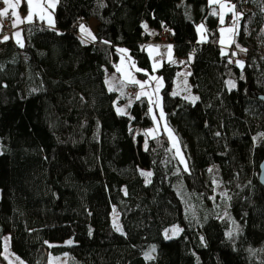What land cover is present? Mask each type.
I'll return each instance as SVG.
<instances>
[{
  "label": "trees",
  "instance_id": "obj_1",
  "mask_svg": "<svg viewBox=\"0 0 264 264\" xmlns=\"http://www.w3.org/2000/svg\"><path fill=\"white\" fill-rule=\"evenodd\" d=\"M225 2L235 23L208 0H57L54 27L24 24L21 46L0 28V264L5 234L26 264L50 253L66 264H264V0ZM81 18L96 23L92 36L73 28ZM234 24L233 62L219 30ZM162 31L183 63L153 71L145 44ZM121 50L138 79L162 78L184 164L164 130L148 133L147 97L116 112L124 100L105 74ZM184 66L194 103L173 94Z\"/></svg>",
  "mask_w": 264,
  "mask_h": 264
},
{
  "label": "crops",
  "instance_id": "obj_2",
  "mask_svg": "<svg viewBox=\"0 0 264 264\" xmlns=\"http://www.w3.org/2000/svg\"><path fill=\"white\" fill-rule=\"evenodd\" d=\"M23 1L25 5L27 6L28 5L27 0H23ZM208 1H209V4L213 6H217L218 10H220V6L225 2V0H212V2H210V0ZM42 23L46 25L44 21ZM90 23L92 24V28L86 29V30L87 32L91 33V35L89 36H92L93 33L95 32L96 23L93 20H91ZM24 24L25 23H18L15 28L13 27V31L11 35L13 34V32L18 31L19 29H22V26ZM46 26L53 28L54 21H52V24H50L48 21ZM200 26H202V28ZM200 26H198V40L204 41L207 39L206 34H205V27L203 25H200ZM223 27H226V26H223ZM223 27L221 29H223ZM145 28L147 31H151V33H153V31L150 30L148 26H146ZM226 28L232 29L230 27H226ZM221 29L219 30L220 32H221ZM87 32H82L79 29V34L84 37L88 35ZM234 34L235 32H233V29L232 31L226 30L225 32L220 33L219 43H220L221 48H222V45L229 46L232 43L233 41L232 37L234 36ZM11 35H10V40L15 43L16 39L12 37ZM222 39L224 43H221ZM145 47L151 59L153 71H156V69H158L163 63H169L171 65H179L183 63L181 59H178L174 56L172 44H156V43L150 42V43L145 44ZM122 53L124 54V58H123L124 62L121 63V58H120L119 62L114 66V69L111 71H107L105 74L106 86H107L108 79L111 81L112 84H114V81L116 82L114 85L115 87H113V89L111 90H114L115 92H117L120 98L124 100L122 104L127 102L126 101L127 96L131 97L128 110L130 108V105L133 99L137 95H139L141 91L145 92L146 95H142V96L147 97L151 103V113H152L153 120H154V130H164V131L168 130L177 138V136L172 132V128L168 125L166 121V115H165V112L162 106V99H161V89L163 87L162 78L156 74H149L148 77H145L144 79H138L136 75V70H138V68L136 67V65L134 64L133 60L130 58L126 50H124ZM117 68H119L120 70L117 71ZM189 76H190V70L185 66L181 67V69L177 72L174 78L173 94L189 102L194 103L198 101L199 97L197 94H195L192 91V87L189 82ZM132 79H135L136 81L143 83L144 88L141 89L139 84L131 83L130 81ZM182 86H185L187 88L186 90L188 91L187 92L188 95H185L184 93H182L181 91L183 88Z\"/></svg>",
  "mask_w": 264,
  "mask_h": 264
},
{
  "label": "rangeland",
  "instance_id": "obj_3",
  "mask_svg": "<svg viewBox=\"0 0 264 264\" xmlns=\"http://www.w3.org/2000/svg\"><path fill=\"white\" fill-rule=\"evenodd\" d=\"M11 2L12 3H16L17 7L14 8V9L10 8L9 11H8L7 16H0V26H3L5 20L8 21L13 26L14 21H16L18 18L20 20H24L25 22H23V23L27 24L28 22L26 21L25 18L27 17V15L29 13V10H30L29 9V5H27L25 10H23L22 9L23 0H11ZM41 2H43V6H44V11L42 13L44 18L40 19L39 15H34L33 16V22H31V23H34L35 21H39V22H43L44 21V23L47 25V23L49 21V17H51V20L54 21L53 11H54V8H55V7L54 8L48 7V4L49 3H54L56 5L57 0H32L33 7H32L31 10L33 12L39 13L40 10L36 9L34 6H35V4L41 3ZM0 4L2 5V9L0 10V12H2L3 9L5 7H7V4L3 3V0H0ZM222 5H223V7L220 6V10H219V14L220 15L219 16L223 15L224 21H225V18L227 16V14L233 13V18H232L233 20L232 21L235 23L236 22V15H235L236 12L234 11L233 6L230 3H228V2H224ZM230 9H231V11H230ZM13 11H15L17 13L16 17H13L11 15V13ZM144 25H146V24H144ZM91 28H92V26H90L89 29H91ZM223 29H225V31L227 30L226 27H223ZM232 29H233V32H234V29H236V24H234V27ZM17 32L20 33L19 37H17L15 35V33H17ZM220 33H222V32H220ZM11 36L16 39L15 41L17 42L18 45H20V46L23 45L24 39H23L22 29H19L18 31L13 32V34ZM8 37L10 39V36H8ZM232 38H234V36ZM16 42H15V44H16ZM230 46H232V43H231ZM227 48H228L227 45L226 46L222 45L223 51H225ZM123 58H124V54L122 53L121 54V63L124 62ZM114 80H116V79H114ZM115 83L116 82L114 81V84H112L111 81L108 79L107 80L108 88L109 89H113V87H115L114 86ZM228 86H229L230 89L233 88L234 87V82L233 81H229L228 82ZM182 87H183L182 90H181L182 93H184L185 95H188V93H187L188 91L186 90L187 88L185 86H182ZM130 100H131V97L127 96L126 97V101H127L126 103L121 104V105H115L116 112L121 114L120 112H118V109H121V110H123V115H127L129 113L128 107H129V104H130ZM157 131H160V130H157ZM165 131H166V134L168 135V137L170 139V142H171V144L173 146V149L176 152L179 160L184 164V159H183V155H182V152H181V149H180L179 139L176 138L170 131H168V130H165ZM148 133L150 135H154L156 133V130L150 129L148 131ZM185 194H186V192H184L183 196H184V199L186 200L187 197L185 196ZM215 196H218L220 199H222V198L227 196L226 190L218 183H216ZM186 201H188V200H186ZM187 206H188V210L191 213V215L192 216H196L197 211H198V207H199L198 202H196L194 200L188 201L187 202ZM118 229L121 230L120 227ZM179 231H180V227L179 226H177V225L176 226H172V227H170V228H168V229H166L164 231V238H166V239L174 238V237H176L178 235ZM69 241L72 243L71 240H68L66 243H69ZM3 256L5 258V261L2 264H26L23 260H21L16 255H14V253L11 251L10 246H9V234H5L4 237H3ZM47 262H48V264H66L67 263V255H65V254L64 255H54V254L50 253L48 255V257H47Z\"/></svg>",
  "mask_w": 264,
  "mask_h": 264
},
{
  "label": "snow or ice",
  "instance_id": "obj_4",
  "mask_svg": "<svg viewBox=\"0 0 264 264\" xmlns=\"http://www.w3.org/2000/svg\"><path fill=\"white\" fill-rule=\"evenodd\" d=\"M27 2H28V5H29V9H30V10H29V13H28L27 17L25 18L26 21H27L28 23L33 22V16H34V15H39V18H40V19H43V18H44L43 14H42L43 11H44L43 2H41V3H37V4H35V6H34L36 9H39V10H40L39 13L33 12V11L31 10L32 7H33V5H32V0H27ZM210 2H212V0H210ZM3 3L7 4V7H5V8L3 9L2 12H0V16H7L8 11H9L10 8L14 9V8L17 7V4H16V3H12L11 0H3ZM221 6L223 7V5H221ZM48 7H52V8H54V7H55V4H54V3H49V4H48ZM234 7H235V6L233 5V8H234ZM230 11H231V9H230ZM213 14H215V12H214ZM11 15H12L13 17H16V16H17V13H16L15 11H13V12L11 13ZM23 22H25V21H24V20H20V19L18 18L16 21H14V23H13V27H15L18 23H23ZM223 22H224V17H223V15H221V16H220V23L223 24ZM49 23L52 24L51 17H49ZM0 27H2V26H0ZM200 27L202 28V26H200ZM80 30H81L82 32H87V30L84 28L83 25H81ZM224 31H225V29H221V32H222V33H223ZM227 31H232V29H227ZM87 34H88V35H91L90 32H87ZM15 35H16L17 37H19L20 33L17 32V33H15ZM3 39L6 41V40L9 39V37H8V36H4ZM93 39H95V37H93ZM221 43H224L223 39L221 40ZM121 51H124V50H121ZM119 70H120V69L117 68V71H119ZM138 70H139V69H138ZM130 82H131V83H135V84H139L140 87H141V89L144 88V84L141 83V82H139V81H136L135 79H132ZM157 91H158V89H157ZM142 95H146V93L143 92V91H141V93H140L139 95L136 96V99H140V97H141ZM150 110H151V109H150ZM118 112H120L121 114H123V110H121V109H118ZM148 175H151V174L148 173ZM69 243H71V242L69 241ZM153 250H154V249H153Z\"/></svg>",
  "mask_w": 264,
  "mask_h": 264
},
{
  "label": "built area",
  "instance_id": "obj_5",
  "mask_svg": "<svg viewBox=\"0 0 264 264\" xmlns=\"http://www.w3.org/2000/svg\"><path fill=\"white\" fill-rule=\"evenodd\" d=\"M2 8V5L0 4V9ZM83 25L85 29H89L90 28V24L89 22H87L84 18L80 19L79 24H75L73 25V28L77 29L78 26ZM228 26H231V24H228ZM13 31V26L8 22V21H4L3 24V29L1 31V37L4 36H10L11 33ZM237 42V38L234 37L233 41H232V46H228V48L226 49L227 52L230 53L231 59L234 62L236 60V56L233 55L234 52H238L240 50V47L236 44ZM151 43H156V44H172V35L170 34L169 31H162L158 34V40L155 42H151ZM235 44V45H234Z\"/></svg>",
  "mask_w": 264,
  "mask_h": 264
},
{
  "label": "water",
  "instance_id": "obj_6",
  "mask_svg": "<svg viewBox=\"0 0 264 264\" xmlns=\"http://www.w3.org/2000/svg\"><path fill=\"white\" fill-rule=\"evenodd\" d=\"M258 182L262 187H264V157L259 164Z\"/></svg>",
  "mask_w": 264,
  "mask_h": 264
}]
</instances>
